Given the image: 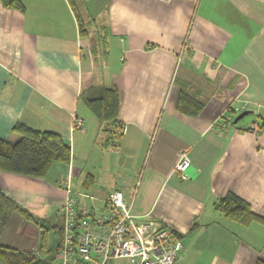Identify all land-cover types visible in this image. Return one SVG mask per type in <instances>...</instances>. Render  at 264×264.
Listing matches in <instances>:
<instances>
[{"label":"crops","instance_id":"obj_1","mask_svg":"<svg viewBox=\"0 0 264 264\" xmlns=\"http://www.w3.org/2000/svg\"><path fill=\"white\" fill-rule=\"evenodd\" d=\"M19 1L0 0V138L21 122L59 134L70 159L44 178L0 171V190L57 232L66 186L99 213L120 189L137 220L179 236L175 264L264 262V224L214 206L229 193L264 216V0ZM101 86L118 91V137L86 105ZM40 236L12 214L0 243L32 250Z\"/></svg>","mask_w":264,"mask_h":264},{"label":"built area","instance_id":"obj_2","mask_svg":"<svg viewBox=\"0 0 264 264\" xmlns=\"http://www.w3.org/2000/svg\"><path fill=\"white\" fill-rule=\"evenodd\" d=\"M76 118L71 130L80 128ZM190 161L181 154L175 166L180 178ZM67 195L59 206L62 223L58 249L51 264H113L116 259L131 264H175L183 247L179 236L163 224L148 219L139 221L132 213L133 198L126 199L120 189L104 200L109 206L102 213L80 205L66 186Z\"/></svg>","mask_w":264,"mask_h":264},{"label":"trees","instance_id":"obj_3","mask_svg":"<svg viewBox=\"0 0 264 264\" xmlns=\"http://www.w3.org/2000/svg\"><path fill=\"white\" fill-rule=\"evenodd\" d=\"M2 2L5 6H21L19 0H2ZM79 26L81 33L84 34L87 29L80 21ZM181 98L180 108L185 110L184 105H188L190 101L185 95ZM117 104L118 91L116 88L101 86L89 89V95L86 98L88 109L103 124V129H109V133H113L116 137L121 132L120 125L116 123ZM12 130L19 135L16 141L11 142L0 138V171L44 178L53 163L68 164L70 147L59 134L37 130L21 122L15 123ZM214 206L226 218L239 224L248 225L254 221L264 224V216L255 213L248 202L233 194L228 193ZM12 214L19 215L25 221L41 229L40 249H44L47 245L46 232L49 228L47 220L33 215L0 190V235ZM57 235H60V228H58ZM57 249L58 239L56 251ZM53 258L45 262L31 250H21L0 243V264H51ZM255 264H264V262L258 260Z\"/></svg>","mask_w":264,"mask_h":264},{"label":"rangeland","instance_id":"obj_4","mask_svg":"<svg viewBox=\"0 0 264 264\" xmlns=\"http://www.w3.org/2000/svg\"><path fill=\"white\" fill-rule=\"evenodd\" d=\"M76 10H77V12H81V8H79V7H78V9L76 8ZM93 20H96V19L94 18ZM95 24L93 27H95V31L98 30L99 33L95 32L93 34H90L93 41L97 36L102 35V33L99 31L100 21L96 20ZM98 44H99V42H98ZM101 58H102L101 56H99V55L97 56L98 60H100ZM51 218H52L51 221H54V223L51 222V224H50V226L46 232V244H47L46 247L44 249H40V240H39V242L34 244L35 246L32 247V250H31V252L36 254L38 257L42 258V260H44L45 262L49 261L52 257L55 256L56 244H57V239H58L56 228L58 227L59 221L54 216ZM52 224H55V225H52ZM41 250H43V251H41ZM52 262H53V260H52ZM113 264H131V263L125 259H116L113 261Z\"/></svg>","mask_w":264,"mask_h":264}]
</instances>
